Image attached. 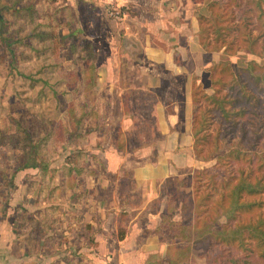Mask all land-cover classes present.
I'll return each instance as SVG.
<instances>
[{"label": "crops", "instance_id": "0c3cea01", "mask_svg": "<svg viewBox=\"0 0 264 264\" xmlns=\"http://www.w3.org/2000/svg\"><path fill=\"white\" fill-rule=\"evenodd\" d=\"M208 1L61 0L58 14L63 16L67 9L71 12V27L68 31L72 36L90 40L96 54L99 52L96 46L98 39L95 32L90 35L91 32H84L85 28H79L82 21L90 22L94 25L93 29L108 25L106 43L110 47L106 48L107 54H110L118 41L121 43L112 52L114 59L109 65L96 63L95 90L98 91L101 124L92 126L86 134V141L79 146L92 167L96 166L93 156L99 159L101 171L96 176H85L80 187L77 183L66 187L62 166L66 164V156L75 149L73 139L56 145V153L50 165L55 169V174L49 187L42 189L37 168L17 171L7 206L11 224L6 227L7 230L5 225H0V264H169V258H174L173 252L170 255V248L185 246L180 241L172 243L160 231V226L170 202L168 195L172 193L165 187L168 180L179 182L182 178H178V171L190 167L193 172L203 167L196 166V162L207 163L196 160L192 152L190 90L192 75L199 76L197 71L207 65V55H214L199 46L197 36L195 13ZM109 5L122 7L127 12L126 16L112 20L107 18L104 8ZM86 9L87 13L84 12ZM83 12L85 15L81 20ZM122 29L125 30L124 36L137 35V31L141 30L146 36L153 34L158 38H174L182 49L187 48L188 38L194 39L196 45V68L189 77V88L185 94L189 109L188 126L179 127L172 120L173 110L169 105L151 106L147 118L155 122V137L142 140L133 147L128 146V131L122 128L121 120L144 118L135 110L132 111L130 103H138L137 93L149 94L150 84L147 82L146 67L134 63L131 58L122 60V50L131 57L140 52L139 45L134 41L133 54L122 47ZM168 31L171 33L167 34ZM181 39L185 43L179 42ZM154 51L150 53H157L158 50ZM171 56V74L183 77L186 70L182 64L184 58L177 51ZM72 66L64 69L70 70ZM113 100L119 101L121 112V122L115 129L110 121ZM60 120L68 124L67 115L66 121ZM118 143L121 148L123 144V150L118 149ZM61 145L69 151L58 162L57 152ZM138 153H150L151 158L141 162L135 158ZM53 186L58 191L50 198ZM105 190H109L108 193ZM174 205L176 207L172 219L180 220V205ZM120 226L126 232L121 240L117 237ZM192 259L198 258L190 256L187 262L183 260L179 264H192Z\"/></svg>", "mask_w": 264, "mask_h": 264}, {"label": "trees", "instance_id": "16d2710c", "mask_svg": "<svg viewBox=\"0 0 264 264\" xmlns=\"http://www.w3.org/2000/svg\"><path fill=\"white\" fill-rule=\"evenodd\" d=\"M34 7L28 6L31 23ZM195 16L199 46L231 59L213 60L203 68L204 75L191 78L193 156L214 164L193 170L192 194L182 199L175 193L168 195L160 231L172 243H185L170 248L174 258L168 262L179 264L196 256L192 264H264V0H209ZM67 25L50 17L34 24V34L26 37L40 38L36 49L28 43L30 52L48 51L54 69L63 77L71 96L66 108L68 124L35 116L23 120L20 114L14 121L15 132L0 131V145L11 144L17 150L9 184L17 171L37 168L42 189L49 187L55 174L50 165L56 145L69 139L75 149L62 166L66 187L76 183L80 187L85 176L101 171L99 159L93 156L96 166L92 167L79 148L92 126L101 124L95 90L97 54L90 40L71 34L63 47L59 29ZM240 52L253 58L239 61L235 56ZM63 55L71 60L72 69H64ZM117 146L124 149L123 144ZM56 191V186L50 189V198ZM174 204L180 205V220L172 219ZM125 233L123 226L118 227V239Z\"/></svg>", "mask_w": 264, "mask_h": 264}, {"label": "rangeland", "instance_id": "374dc122", "mask_svg": "<svg viewBox=\"0 0 264 264\" xmlns=\"http://www.w3.org/2000/svg\"><path fill=\"white\" fill-rule=\"evenodd\" d=\"M30 4L35 5L34 23H31L29 20L30 9L28 6ZM61 4V0H0V131L6 130L10 134H12L11 132H15L14 121L20 117V114H24L23 120H28L35 116L38 118H46L47 120L56 121L63 119L66 121V108L71 96L66 92V87L62 80L63 77L54 69V59L52 56H49L48 51L43 54L39 52V49L30 52L28 43L32 42L33 48L36 49L40 46V38L35 35V37L31 38L32 40H28L26 37L29 34H34L31 33L32 29L35 28L34 24L44 23L50 20V17H58V21H64L65 24H68V27L63 26V28L59 29L63 47H66L70 42L68 38L70 32L68 30L71 27V24L69 25L71 22L69 20L71 18V12L67 9L66 14H63V16L59 15L58 11H60L59 6ZM109 6L104 8V13L107 18L112 20L114 17L106 12V8ZM119 8L123 12V17L126 16L127 12L122 7ZM84 12L87 13V9ZM84 12L80 15L81 20H83V16L85 15ZM185 19L189 25L188 19ZM66 20H69V22H66ZM82 22L79 28H85L84 32H91L90 35H93V32H95V36L98 39L96 46H98L99 52L96 55V62L98 64L109 65V62L114 59L112 52H115L121 46L120 41L115 45V48H117H114L110 54H107L108 50L106 48L107 46L108 48L110 47L109 43H106V36L109 33L108 25L93 29L94 25L90 22ZM80 29L76 28L77 31ZM124 32L125 30L122 29V47H129L132 53L135 50V42L139 45L140 52L131 57L129 54H124L123 52L126 51L122 50V60L131 58L130 60L134 63H140L141 67H146L145 70L148 74L147 82L150 84L149 94L143 92L137 93L138 97L136 101L138 103H130L132 111L135 110L144 116L141 120H134L132 118L121 120L120 104L116 100H113V107L110 110V121L113 128L115 129L122 121V128L128 131V134H126L128 146L133 147L138 145L142 140L144 141L155 137V122L147 118L151 106L158 104L169 105L173 110L172 114L174 119L172 120L179 127L188 126L189 109L187 108L185 94L189 88V77L196 68V55H194L196 45L194 39L188 38L187 48L182 49L174 38H158L153 34H147L146 36L141 30L137 31V35L126 34L124 36ZM170 33L171 31L167 32V34ZM149 35L150 37H148ZM179 42L185 43L182 39ZM154 50H158L157 53L151 54L150 52H155ZM176 51L181 53L184 58L182 64L186 70L183 77H176L171 74V65L173 62L171 55ZM63 54H65V51ZM235 58L239 61H247L253 57L246 52H240ZM212 59L229 60L231 57L223 55L222 53H217L212 56L207 55L205 60V62L208 61L207 65ZM70 64L71 60L64 56V67L72 66ZM197 72L200 77L205 74L203 70ZM207 91L211 92V89H207ZM171 109L169 110L171 111ZM214 125L213 123L211 129L214 128ZM17 146L19 147L20 143ZM67 151L69 149L61 145L57 152L58 157L56 161L59 162L62 160L63 155ZM14 152H17V150L15 151L11 144L0 145V225H5V230L11 224L7 215L10 210L7 206L11 191L14 187L12 178L11 184H9V178L15 163ZM152 154L153 151H151ZM151 155L150 153H145L144 155L138 153L135 158L143 162L144 159L150 160ZM213 164V160L207 163H195L198 167H210ZM177 174L180 175L178 178H182L181 181L178 182L174 179H169L165 187L168 192L175 193L176 198L182 199L184 196H188V194H192L193 192L191 178L193 172L189 167L178 171ZM105 191L108 193L109 190ZM187 220H189L188 217ZM220 222H224V218H221Z\"/></svg>", "mask_w": 264, "mask_h": 264}, {"label": "built area", "instance_id": "2783aa9c", "mask_svg": "<svg viewBox=\"0 0 264 264\" xmlns=\"http://www.w3.org/2000/svg\"><path fill=\"white\" fill-rule=\"evenodd\" d=\"M106 12L114 17V19H121L123 17V12L119 6H109L106 8Z\"/></svg>", "mask_w": 264, "mask_h": 264}, {"label": "water", "instance_id": "95a60500", "mask_svg": "<svg viewBox=\"0 0 264 264\" xmlns=\"http://www.w3.org/2000/svg\"><path fill=\"white\" fill-rule=\"evenodd\" d=\"M125 48L128 50V52H131V49L129 47H125Z\"/></svg>", "mask_w": 264, "mask_h": 264}]
</instances>
